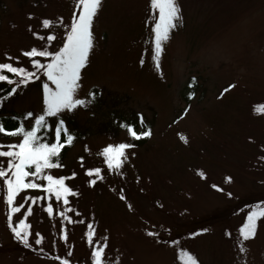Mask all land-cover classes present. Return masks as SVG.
Here are the masks:
<instances>
[{
  "label": "rangeland",
  "instance_id": "374dc122",
  "mask_svg": "<svg viewBox=\"0 0 264 264\" xmlns=\"http://www.w3.org/2000/svg\"><path fill=\"white\" fill-rule=\"evenodd\" d=\"M177 3L180 20L156 58L151 28L158 13L150 0H101L77 92L90 102L59 116L85 131L66 156L79 190L68 204L54 202L51 215L37 204L25 214L26 190L18 194L14 204L23 207L13 224L28 216L32 247L11 232L0 191V264H62L56 256L92 264L93 247L105 242L107 264H184L181 250L199 264H264V217L253 237L240 234L247 212L264 207V112L255 111L264 104V0ZM75 4L0 0V62L36 72L23 52L58 50ZM44 19L54 21L51 28L42 26ZM48 35L55 36L51 43L39 39ZM37 74L40 79L11 95L8 111L42 113L47 78ZM133 113L142 118L137 132L151 123L143 145L131 144L126 129H105ZM120 143L133 147L124 150L119 169H109L102 149ZM94 168L102 179L87 174Z\"/></svg>",
  "mask_w": 264,
  "mask_h": 264
},
{
  "label": "snow or ice",
  "instance_id": "6c2138e0",
  "mask_svg": "<svg viewBox=\"0 0 264 264\" xmlns=\"http://www.w3.org/2000/svg\"><path fill=\"white\" fill-rule=\"evenodd\" d=\"M100 6L101 0H76L75 8L78 14L74 12L70 24L64 26L65 33L62 39V46L58 50L49 51L47 48L38 50L37 47H32L30 50L23 52V56L28 58H47L46 63H41L40 59H31V65L36 69V72L29 71L24 67L14 66L12 62H0V82L14 85L7 93L9 96L15 94L21 86H26L31 81L40 79L37 73H42L47 78V81L42 85L44 105L42 113L34 116L29 111L25 114L28 118L34 120V124L31 127L26 129L23 121L18 118V124L15 128L6 129L3 121H0V134L21 137L17 143H0V181H2L0 191L4 193L8 206L7 219L11 232L17 240L28 247H32L29 243V225L23 219L19 221L18 226L13 224V214L20 212L23 207V204L19 206L14 204L18 194L22 190L46 188L47 193L53 194L57 201L63 199L64 204H68L67 197L69 194L76 195L65 184V177L57 178L51 174H46V172L62 166L58 163L59 152L65 143L69 145L72 143L74 136L68 134V129L65 127L63 119H59L54 128H52L53 142H46V138L39 133L51 127L48 118L59 117L64 110L71 111L78 106H86L90 102L88 99L77 98V92L81 87L79 83L81 80V69L87 63L89 52L93 47L92 25ZM150 8L153 13H158L153 18L151 28L154 34L155 57L158 58L163 51V42L169 39L171 30L177 26L180 20V8L177 0H150ZM59 22L63 24L62 18H59ZM41 23L45 29H49L54 21L44 19ZM33 35L38 36V33L34 32ZM39 39H46L48 43H51L55 36L48 35L46 38L39 36ZM5 56L7 61L13 59L8 54H5ZM15 59H19V57ZM156 67L158 69L160 67L158 59ZM13 76L16 78L13 79ZM89 96L94 99L95 93H90ZM255 111L264 112V104L257 105ZM127 128L129 135L135 139L151 135L150 130L137 132L131 125H128ZM62 133L64 143H61ZM131 147L133 145L126 143H120L115 146L109 144L104 147L102 154L105 157V163L108 168L119 169L123 165L124 160L127 159L124 150ZM121 157H124V160ZM80 159L83 160V157ZM100 172V168H94L89 169L87 174L91 176L95 173L97 178L102 179ZM74 175L75 173H73ZM226 179L230 180L231 178ZM45 180L47 181L46 185L43 183ZM89 183L95 184L96 181L90 180ZM213 187L216 186L213 185ZM219 190L223 191V189ZM228 195L231 196L232 194L228 193ZM23 199H29V197L25 196ZM31 199L35 203L40 197H32ZM27 211L30 213L31 208H28ZM47 212L50 215L52 214L53 208L51 204L48 205ZM261 217H264V207H257L247 212L246 222L240 228V234L245 240L255 235L256 222ZM89 229L90 231L87 235L89 238L88 243L91 245V237L93 235L91 225H89ZM149 235L154 234L149 233ZM62 238L65 241L67 240L66 235ZM41 242L40 238L35 239L36 245H40ZM106 247V242L103 245L98 244V246L93 247L91 251L92 264H107L104 259V248ZM239 250L244 252L245 248L241 247ZM70 255L71 251L68 252V256ZM55 259L61 260L62 264H70L68 258L56 256ZM180 259L184 261V264H199L198 259L193 254L184 250L180 252Z\"/></svg>",
  "mask_w": 264,
  "mask_h": 264
},
{
  "label": "trees",
  "instance_id": "16d2710c",
  "mask_svg": "<svg viewBox=\"0 0 264 264\" xmlns=\"http://www.w3.org/2000/svg\"><path fill=\"white\" fill-rule=\"evenodd\" d=\"M30 59H37V58L33 57ZM29 71L35 72L34 69L29 70ZM5 74H9V73H5ZM9 75L11 76L12 74H9ZM189 83L193 89H195V87L198 84L194 78H192ZM13 86L14 85H8L6 82H0V121H3L4 127L6 129H13L17 126L18 118H19V120L23 121L24 127L27 129L34 124V121H31V118H28L25 115L27 112L8 111V109H7V104L9 103V98L11 97V96L7 95V93L11 90V87H13ZM92 93H95V92L93 91ZM191 94H192V91H191ZM190 96L192 97L193 94ZM95 97H96V94H95ZM59 119H63L65 121V127L68 129V134H71L72 136H74V140L72 141V143L70 145L65 143L64 147L59 152L58 163L62 166L58 167V168H54L50 172H46V174H51L57 178L61 177V176L65 177V184L72 189L73 193H77L79 190V185L77 184L76 179H75L76 172L74 171V169L71 172H67V169L69 166L66 162V156H67L68 152L70 151V149L75 145V143L77 141H81L84 139L85 131L82 130V128L78 124L71 122V124L69 125V123L63 117H59L57 119L56 118H54V119L48 118V122H49V125L51 127L47 130H42L39 134L46 138V142H49V143L53 142L54 135L52 134V128H54L56 122ZM140 121H141V116L139 114L133 113L127 119H124L123 121L114 124V125H116V128L106 127L105 129L108 132L109 131L112 133L115 132V134H116L119 131L118 128L126 129L128 131L127 126L131 125L132 128L136 131L139 127L138 123ZM150 124H151L150 121H148L146 123V127H144V129H141V131H147V130L151 131ZM106 125L109 126L108 123ZM20 139H21L20 136L13 137V136H6L3 134H0V143H3V144L17 143L20 141ZM148 139H149V136L148 137H141L140 139L133 138L131 144L143 145L145 142H147ZM61 143H64L63 133H62V137H61ZM73 173H75L74 176H73ZM43 183L46 185L47 181L45 180V181H43ZM25 196L29 197V199H25L24 203H27V204L29 203L30 204L29 208H31V210L33 209L34 205L37 204L39 210H46L44 212H47V207L49 204H51V206H52V204L54 202H57V203L60 202V200L57 201L55 199V196L53 194L47 193L46 188L26 190ZM71 196H72V194H69V196L67 197L68 200L71 198ZM32 197H40V199L36 200L35 203H33L32 199H31ZM61 201H63V199H61ZM70 201H69V203H70ZM25 214H29V212L26 211ZM25 217H28V216L24 215V217H23L24 221L27 219Z\"/></svg>",
  "mask_w": 264,
  "mask_h": 264
}]
</instances>
